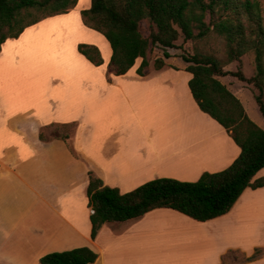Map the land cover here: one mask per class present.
<instances>
[{
  "label": "crops",
  "instance_id": "crops-1",
  "mask_svg": "<svg viewBox=\"0 0 264 264\" xmlns=\"http://www.w3.org/2000/svg\"><path fill=\"white\" fill-rule=\"evenodd\" d=\"M71 10L80 19V10ZM44 20L19 38L7 40L0 52V264H40L48 253L83 246L98 254L91 264H221L230 251L252 254L260 243L253 240L255 230L249 238L245 221L252 217L248 215L254 210L252 200L262 204L264 186L247 187L229 212L207 221L156 208L136 219L104 223L92 238L90 171L104 185L125 193L160 177L196 181L204 172L229 167L241 148L200 109L185 63L176 70L168 59L154 74H149L150 63L145 76L129 75L134 66L108 80L103 68L101 95L105 88L135 86L125 97L128 102L146 99L144 116L138 117L146 124L136 128L118 120L97 131L95 146L74 137L42 139L45 127L76 122L81 128L88 116L86 104L60 92L68 79L57 75L58 63L42 64L43 69L23 77L30 86L27 95L9 92L12 80L4 78V72L24 65L19 51L26 31L37 30ZM110 56L109 50L106 59ZM94 132L95 127L92 136ZM262 178L264 167L253 181ZM154 247L160 250L157 254ZM260 248L264 249L263 241ZM262 263L264 254L235 264Z\"/></svg>",
  "mask_w": 264,
  "mask_h": 264
},
{
  "label": "trees",
  "instance_id": "trees-1",
  "mask_svg": "<svg viewBox=\"0 0 264 264\" xmlns=\"http://www.w3.org/2000/svg\"><path fill=\"white\" fill-rule=\"evenodd\" d=\"M78 1L0 0V52L7 40L19 38L26 29L48 17L67 13ZM81 15L85 25L102 33L109 42V65L117 76L127 74L138 59L141 62L136 73L145 76L157 47L162 54L153 57L154 66L161 69L167 59L175 57L171 49L184 50L187 41L205 38L212 32L226 40L231 62H240L243 55L253 51L258 70L256 76L248 78L241 71L224 69L214 56L180 54L185 70L192 74L188 84L195 101L230 133L241 152L226 169L204 172L197 181L160 177L125 193L104 185L90 171L87 194L93 209L92 238H96L104 223L136 219L156 208H171L198 221H207L229 212L247 187L264 186V178L253 181L264 167V129L250 118L241 100L220 80L232 75L254 82L261 92L255 100L264 116V23L258 1L91 0ZM143 22L147 24V34L142 29ZM77 50L95 66L104 63L95 44L79 43ZM46 128L40 132L42 139L46 138ZM60 138L68 141L71 135ZM231 252L223 256L221 264H227ZM261 255L262 250L257 249L241 262ZM97 258L93 249L83 246L48 253L40 258V264H91Z\"/></svg>",
  "mask_w": 264,
  "mask_h": 264
},
{
  "label": "rangeland",
  "instance_id": "rangeland-1",
  "mask_svg": "<svg viewBox=\"0 0 264 264\" xmlns=\"http://www.w3.org/2000/svg\"><path fill=\"white\" fill-rule=\"evenodd\" d=\"M256 1L261 5V15L264 23V0ZM89 6V0H79L74 8L77 11L80 10V19H78L77 12L69 10L67 12L70 13L69 15L59 14L48 17L37 30L32 28L27 30L23 41L25 43H21L20 47L22 48L21 51H19L24 65L17 70H14V67H9L7 70L8 72H6V74L4 72V78H11L12 80L9 86V92L11 94L27 95L26 93H28L30 86L23 77L30 76L32 72L37 71L39 68L43 69L45 65L42 64L58 63L57 75L68 79V86L60 92H66L67 95H71L73 99H77L83 102V104H86L88 116L85 117V123L81 128H78V123L73 122L67 127L62 125L47 127L44 133L48 137H60L70 134V140L74 137L75 140L79 139L80 142L86 144L92 143L95 146L99 135L97 131L107 130L105 128L106 126H112L118 120L130 123L129 125L136 128H139L141 124H146L143 119L141 120L138 118L141 117L140 115L144 116L146 99L132 98V101L128 102L125 95L129 97L132 89H135V86L125 83L122 84L121 89L105 88L106 94L104 96L101 95L102 87L100 84L103 79V68L105 77L108 80H111L117 75L114 74V70L109 65L110 59H106L109 50L111 53L109 43L102 33L91 29L85 25L83 21L81 11ZM142 29L145 34L148 33L147 24L145 22L142 23ZM30 34L31 37L26 43L25 39H27ZM79 43H93L97 45L102 52L104 64L100 67H96L85 57L79 55L77 51V45ZM184 45V50L171 49V51L175 53V57L167 60L169 66L176 70L181 69L177 66H182L183 63L180 54L186 52L188 54L199 53L202 55L214 56L224 65V69L234 72L241 71L248 78L257 75L258 70L256 67L255 53L250 51L243 55L240 62H231L226 40L217 33L212 32L205 38L187 41ZM161 54L162 49L157 47L151 55L152 60L149 74L152 72L154 74L157 70L154 66L153 57ZM140 62L141 59H138L129 75H137L135 72ZM62 63H64L65 66L62 65ZM38 64H41L40 67H38ZM16 80L18 81L16 82ZM220 80L241 100L250 118L264 129V117L255 100V95H259L261 92L255 83L242 81L238 77L232 75L220 77ZM159 119V122L162 123V118L159 117ZM94 127L96 132H94L92 136ZM90 129L91 133H88ZM262 200V204H258L257 198L252 200L250 204L253 206L252 208L254 210L248 212V215L252 217L245 221L247 225H249V238L251 237V233L255 230L253 232V237H256L253 240L259 241L260 245L257 246L250 255L244 250H241L243 252L240 250L232 251L227 257V264L241 262L244 256L253 255L257 249L262 250V255L264 254V249L260 248L262 241L264 244V199ZM256 225L259 226L258 229ZM159 251V249L156 250V247H154L155 254Z\"/></svg>",
  "mask_w": 264,
  "mask_h": 264
}]
</instances>
